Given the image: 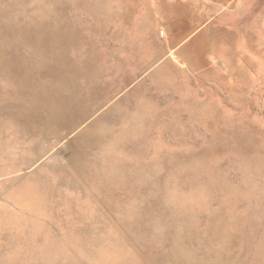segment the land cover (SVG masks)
I'll list each match as a JSON object with an SVG mask.
<instances>
[{"label":"rangeland","instance_id":"374dc122","mask_svg":"<svg viewBox=\"0 0 264 264\" xmlns=\"http://www.w3.org/2000/svg\"><path fill=\"white\" fill-rule=\"evenodd\" d=\"M127 1L0 0V264H264V0Z\"/></svg>","mask_w":264,"mask_h":264},{"label":"crops","instance_id":"0c3cea01","mask_svg":"<svg viewBox=\"0 0 264 264\" xmlns=\"http://www.w3.org/2000/svg\"><path fill=\"white\" fill-rule=\"evenodd\" d=\"M129 0L127 6H131L125 10V16L130 19L127 22L126 31H138L135 37L142 39L143 47L159 46L161 60L169 58L170 52L173 51L175 56L183 62L184 58L181 54L182 48L192 41L193 35L197 30L188 34L184 39L177 41L174 45L169 46L173 26L167 23L168 17L174 13L168 11L164 5H173V0ZM198 29V28H197ZM162 31V33L160 32ZM148 36V38H147ZM130 37V35H128ZM146 39L148 42H146Z\"/></svg>","mask_w":264,"mask_h":264},{"label":"built area","instance_id":"2783aa9c","mask_svg":"<svg viewBox=\"0 0 264 264\" xmlns=\"http://www.w3.org/2000/svg\"><path fill=\"white\" fill-rule=\"evenodd\" d=\"M162 33V31H160Z\"/></svg>","mask_w":264,"mask_h":264}]
</instances>
